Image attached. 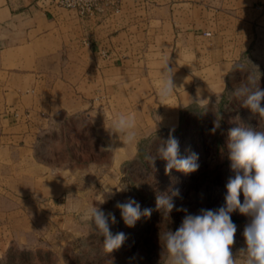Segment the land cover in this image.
I'll return each instance as SVG.
<instances>
[{
  "label": "crops",
  "instance_id": "obj_1",
  "mask_svg": "<svg viewBox=\"0 0 264 264\" xmlns=\"http://www.w3.org/2000/svg\"><path fill=\"white\" fill-rule=\"evenodd\" d=\"M263 18L264 0H110L90 17L41 0H0V263L11 215L25 202L19 196L41 193L38 154L46 135L76 119L89 122L104 146L103 116L124 106L136 130L178 128L176 118L147 119L155 108L165 111L163 66L174 85L186 65L217 64L218 50L226 56L221 65L232 66L257 47L251 33ZM65 155L61 169L68 172L73 159Z\"/></svg>",
  "mask_w": 264,
  "mask_h": 264
},
{
  "label": "rangeland",
  "instance_id": "obj_2",
  "mask_svg": "<svg viewBox=\"0 0 264 264\" xmlns=\"http://www.w3.org/2000/svg\"><path fill=\"white\" fill-rule=\"evenodd\" d=\"M260 22L261 26L251 33L257 47L251 46L244 59L237 57L232 66L221 65L226 61L225 54L218 50L217 64L186 65L187 74H181L173 84L179 98L163 100V114L160 107L147 117L150 122H173L176 118L178 128L134 129L135 143L124 144L112 127L119 115L130 114L123 104L121 113L107 110L103 116L104 146L98 145L89 122L79 124L76 119L67 118L62 130L46 135L38 154L41 193L19 196L25 202L11 215L15 222L9 227L8 253L0 264H171L163 234L174 232L186 214L225 205L226 183L235 174L227 147L229 130L248 127L264 131V117L245 107L244 97L234 95L250 73L264 89V18ZM186 59L194 61L189 55ZM241 64L245 65L243 70L238 67ZM48 109L54 111L51 105ZM170 134L178 139L182 156L198 154L199 168L195 172L172 169L166 173L167 162L158 149ZM65 154L73 159L68 162V172L61 169ZM81 158L83 161H79ZM30 173L33 171L26 176ZM65 185H71L73 191L66 192ZM177 189L179 195H174ZM160 194L171 198L175 205L171 212L157 208L156 197ZM128 197L136 199L142 208L153 209L134 227L124 224L115 207L117 201L124 202ZM243 199L241 192V203ZM92 205L115 213L118 223L111 225L112 233L124 232L127 236L119 249L111 253L104 250V237L85 218ZM178 209H186L187 213ZM231 219L237 225L231 246L233 259L236 264H244L245 254L240 250L246 248L243 231L250 217L237 210Z\"/></svg>",
  "mask_w": 264,
  "mask_h": 264
},
{
  "label": "clouds",
  "instance_id": "obj_3",
  "mask_svg": "<svg viewBox=\"0 0 264 264\" xmlns=\"http://www.w3.org/2000/svg\"><path fill=\"white\" fill-rule=\"evenodd\" d=\"M238 67L243 70L245 65ZM163 68L165 72L158 88L162 101L167 100L175 90L171 70L167 64ZM234 95L244 97V106L264 117V89L258 86L253 73L249 74L247 82L235 89ZM112 127L124 144L135 143L134 115H119ZM227 147L230 167L235 174L226 183L225 205L218 209H201L198 214H186L174 232L163 234L164 247L171 264H236L231 246L235 243L237 225L232 221L231 214L237 210L250 217L243 231L246 248L240 250L245 254L244 264H264V131L248 127L232 128L229 130ZM158 152L167 162L166 173L176 169L187 174L199 168L198 154L191 152L182 156L179 141L174 135L168 136ZM147 159L151 160L152 157ZM241 192L243 203L240 200ZM174 195H179L178 189ZM156 206L167 212L175 207L171 198L165 194L157 195ZM115 207L120 210L121 218L128 227H134L138 220L150 216L153 211L152 208H142L133 197H128L124 202L117 201ZM178 210L187 213L186 209ZM85 218L94 223L98 233L104 237L103 247L106 252L119 249L127 239L124 232L113 234L111 231V225L118 223L114 212H106L92 205L87 209Z\"/></svg>",
  "mask_w": 264,
  "mask_h": 264
},
{
  "label": "built area",
  "instance_id": "obj_4",
  "mask_svg": "<svg viewBox=\"0 0 264 264\" xmlns=\"http://www.w3.org/2000/svg\"><path fill=\"white\" fill-rule=\"evenodd\" d=\"M41 2L49 8L76 11L81 16L90 17L101 12L103 5L110 3V0H41Z\"/></svg>",
  "mask_w": 264,
  "mask_h": 264
}]
</instances>
